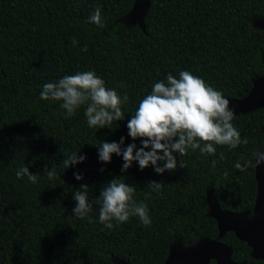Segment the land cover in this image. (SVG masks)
Returning <instances> with one entry per match:
<instances>
[{
    "label": "trees",
    "instance_id": "trees-1",
    "mask_svg": "<svg viewBox=\"0 0 264 264\" xmlns=\"http://www.w3.org/2000/svg\"><path fill=\"white\" fill-rule=\"evenodd\" d=\"M134 1L0 0V264H163L177 243L187 247L217 238L207 191L224 211L253 210V153L264 152V108L232 121L246 145H216L214 155L189 149L178 156L184 168L162 175L134 162L119 177L136 186L134 199L147 205L150 225L138 217L113 221L112 229L99 222L100 189L122 175L123 161L113 155L102 164L97 146L121 137L133 142L127 120L154 82L187 70L225 98L240 100L264 75V31L252 23L264 20V0H150L143 29L124 21ZM96 7L102 26L89 22ZM83 71H94L119 95L127 93L124 120L90 128L86 105L68 117L62 101L40 99L45 83ZM76 152L87 159L65 168L63 159ZM238 161L252 165L239 171ZM26 166L37 174L35 183L27 175L17 178L16 171ZM45 166L54 168L53 179ZM77 171L83 180L74 178ZM151 181H160L162 189L152 191ZM81 184L88 185L93 202L83 218L72 214L73 193ZM221 242L232 249L234 262L264 264L233 233Z\"/></svg>",
    "mask_w": 264,
    "mask_h": 264
},
{
    "label": "clouds",
    "instance_id": "clouds-1",
    "mask_svg": "<svg viewBox=\"0 0 264 264\" xmlns=\"http://www.w3.org/2000/svg\"><path fill=\"white\" fill-rule=\"evenodd\" d=\"M89 22L102 26L103 18L100 7H96L89 17ZM73 45L77 44L75 38ZM87 51V47L82 49ZM40 99L62 101L60 107L71 117L82 106L86 105L84 115L90 128H105L113 122L125 119L122 106L129 101L127 93L119 95L116 89L108 88L105 81L94 71L77 72L65 75L55 82L42 86ZM234 110L222 92L216 90L205 80L192 72L180 71L178 76L169 73L164 80L153 83L151 91L140 99L138 106L127 120L128 136L133 141L125 144V137L117 141H102L98 148V161L111 163L113 155L122 157L120 176H114L100 189L97 199L100 202L99 222L106 228L127 222L130 217H138L148 226L151 224L148 207L134 199L136 186L126 183L119 177L125 175L137 163L141 170L148 167L157 174L174 172L178 167L184 168L178 156H185L189 149H199L201 154L214 155L216 145H227L235 149L240 144H248V139L241 138L240 132L232 121ZM139 140V146L135 141ZM255 166L264 165V152L253 153ZM223 158V154H221ZM86 154L73 153L61 162L65 168L83 163ZM213 161V166H215ZM252 161L236 162L234 167L246 171ZM105 169L101 168L103 172ZM44 172L49 179L56 175L54 168L47 166ZM27 175L35 183L37 174L23 167L16 171L17 178ZM77 181L84 179L79 171L73 173ZM227 176V172H225ZM152 191H160V181H151L147 185ZM88 185L81 184L73 193L76 202L72 214L83 218L93 208L88 196ZM83 189V190H80Z\"/></svg>",
    "mask_w": 264,
    "mask_h": 264
},
{
    "label": "water",
    "instance_id": "water-1",
    "mask_svg": "<svg viewBox=\"0 0 264 264\" xmlns=\"http://www.w3.org/2000/svg\"><path fill=\"white\" fill-rule=\"evenodd\" d=\"M149 6L150 0H135L131 11L124 18L125 23L143 29L144 17ZM256 19V22H252L253 26L264 31V20ZM262 62L264 64V57ZM228 100L235 115L264 108V75L253 80L252 88L245 98ZM255 179L257 196L253 210L248 213L222 210L213 192L207 191L208 217L214 219L217 224V238L202 239L189 247L177 243L170 247L163 264H247L234 262L231 259L232 249L221 242L225 234L229 232L233 233L239 241L246 243L253 259L264 262V165L255 166ZM117 264L127 263L118 261Z\"/></svg>",
    "mask_w": 264,
    "mask_h": 264
},
{
    "label": "rangeland",
    "instance_id": "rangeland-1",
    "mask_svg": "<svg viewBox=\"0 0 264 264\" xmlns=\"http://www.w3.org/2000/svg\"><path fill=\"white\" fill-rule=\"evenodd\" d=\"M253 21H254V22H256V21H257V19H256V18H253V19H252V22H253ZM227 99H228V98H227ZM187 247H189V246H187Z\"/></svg>",
    "mask_w": 264,
    "mask_h": 264
}]
</instances>
